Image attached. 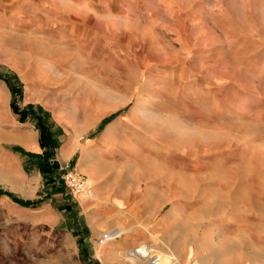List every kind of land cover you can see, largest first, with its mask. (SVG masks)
Segmentation results:
<instances>
[{"label": "rangeland", "instance_id": "374dc122", "mask_svg": "<svg viewBox=\"0 0 264 264\" xmlns=\"http://www.w3.org/2000/svg\"><path fill=\"white\" fill-rule=\"evenodd\" d=\"M68 1L79 4L82 0ZM96 3L82 12L78 8L67 11L85 13L89 20L90 15H96L99 21L85 27L88 34L92 27L96 30L87 54L70 41L67 47L73 51L65 57L49 56L45 40H28L25 33L34 23L29 21L32 13L27 12L31 6L12 15L11 4L0 6V81L11 90L12 113L20 123L35 125L39 135L40 123L45 122L54 142L49 157L40 135L43 157L30 154L25 162L28 171V165L36 166L44 177V188L33 185L36 188L31 196L37 198L27 199L24 188L0 185V264L97 261L80 239L86 236L83 231L89 217L82 205L73 204L60 220L46 221L31 218L28 211L19 213L12 203H3L7 197L20 207L41 205L56 192L52 181L59 172L76 168L59 165L56 150L66 134L53 125L52 115L57 110L53 109L59 103L56 100L48 105L47 94L52 99H69L67 107L72 109L68 117L76 131H84L95 121L92 112L99 110L114 117L119 111L128 116V123L121 127L123 136L138 139L132 146L136 151V145L152 141L156 155L170 157L166 161L158 157L161 165L170 164L173 169L188 166L190 188L186 193L151 195L148 199L152 204H145L143 211L127 210L126 218L121 216L124 227L134 232L127 236L136 235L140 244H152V249L162 254V264H178V259L181 264H249L250 257L264 264V0ZM107 14L115 20L108 23L104 20ZM48 65L56 72H46ZM18 68L30 73L28 82ZM38 82L62 87L55 93L48 88L37 93L32 84ZM29 83L32 88L26 90ZM39 94L46 100L25 102L39 99ZM23 111L35 113L39 119L30 115L23 121ZM85 113L90 114L89 119ZM48 164L54 175L45 172ZM231 213L246 234H257L251 237L257 251L249 252V246H242L237 261L233 240L216 231L221 226L225 231L232 229ZM221 218H225L224 223ZM106 232L92 250L96 249L101 261L105 247L98 244ZM147 232L154 242L147 241ZM245 240L249 244L248 238ZM130 248L123 249L124 256L113 264H126Z\"/></svg>", "mask_w": 264, "mask_h": 264}, {"label": "crops", "instance_id": "0c3cea01", "mask_svg": "<svg viewBox=\"0 0 264 264\" xmlns=\"http://www.w3.org/2000/svg\"><path fill=\"white\" fill-rule=\"evenodd\" d=\"M96 2L97 0H82L79 4H74L68 0L62 3H58L57 0H43V2L42 0H0V6L2 4H11L9 6L11 15L31 6L32 9L27 12L32 13L29 21H34V23L28 25V32L27 34L25 33L27 37L29 35L28 40L33 43L45 40L44 42L49 46V52H47L49 56L65 57L71 55V51H73L72 47H67V43L70 41L76 44L78 49H84L83 53L87 54L86 49L91 46L89 39L96 37V30L92 27L91 32L88 34L85 27H87L89 22L93 23L95 21L97 23L99 21L96 15H90L89 20L87 19L88 16L84 15L85 13L73 15L67 11H73L78 8L82 12L87 9L89 4H97ZM107 15L104 20L108 23L115 20L114 15ZM70 20L72 23L68 25ZM112 27L114 28V24H112ZM45 68L48 73L56 72L52 65H48ZM19 71L24 81L30 79L28 71L23 69H19ZM32 85H34L33 90H36L37 93L47 90V88L54 90L53 93H55L57 89L62 87L61 84L49 86L41 82ZM30 87L31 85L27 86L26 90H29ZM10 94L9 85L0 81V185L2 187L24 188L26 189L24 193L29 195L27 199L33 201V199L37 198L31 196V194L35 193L36 188L33 185L44 188V177L36 166L28 165V171L25 168V162L27 159L30 160V154L43 157L44 152L41 148L40 135L35 125L31 122L20 123L16 116L13 115ZM41 95L39 94L38 98ZM46 99L48 105L55 103L52 101H58L59 104L53 109L57 110L52 115V122L55 128H62L64 134H66V139L62 141L61 146L56 150L59 165H61L60 167L75 165L78 171L84 174L90 183L93 184V195L90 198L73 195L66 186L57 187L52 182L56 192L41 205L27 203L25 206L20 207L21 205L13 200L11 201L10 198L7 199V197L3 198V203H12L14 207L18 208L19 213L28 211L27 214L31 218L48 219L46 221H51V219L60 220L62 213L64 214L67 209L71 210L73 204L82 205L86 212L85 214H88L89 217L87 216L88 221L84 226L85 231L82 230L86 236H81L80 239L83 241L84 246L91 248V257L93 258L94 256L92 255L95 253L94 258L97 261H101L97 257L96 249L94 248L93 252L92 250L94 242L96 243L101 239L102 232L123 229L125 225L121 220V216L125 217L127 210L131 213L143 211L145 204H152L148 199L151 195L161 193H172L175 195L178 191L186 193L190 188L188 179L189 168L186 164L175 169L170 164L161 165L160 161L156 160L158 157L162 158V161H166L170 157L167 155H156L154 149L151 148L152 141L144 142L141 146L136 145V151L132 146L137 144L136 141L138 139L133 140L131 136L130 140H128L127 136H123L121 127L128 123V116H121L117 113L119 111L114 112V117L99 110L95 113L92 112V117L95 121L84 131L78 132L74 128V122L68 117V112L72 109L67 107L68 105L70 107L69 99L62 96H55L52 99L49 94H47ZM46 99L35 98V100H25V102L37 104L39 101H45ZM84 103L87 105L88 101L86 100ZM62 104L64 106L60 108ZM90 110L93 111L92 108ZM85 115L88 119L90 118V114L85 113ZM104 120L106 121L103 123ZM101 126L102 129L99 130ZM157 162L160 163L158 167L155 165ZM142 171L144 172L143 174H141ZM25 186H29V188ZM153 208L160 209L156 208V206ZM146 209L150 210L149 207ZM231 214L232 218L228 222L232 229L225 231V227L221 226L216 231L219 236L227 240H233L231 247L234 250L235 261H237L241 258L242 246H249V252H252V249L253 252L257 251V248L252 247H256V245L251 241V237H255L257 234L256 231L254 233L250 231L246 234L245 230L240 228V221L237 216L233 213ZM247 214L250 215V213ZM134 217L136 216L134 215ZM137 218L136 220L138 221ZM220 220L224 223L225 218ZM248 225V228L251 229V225ZM146 236L148 237L147 241H155V238L152 239L151 233L147 232ZM246 238H248L249 244L243 242ZM140 239L136 235L130 236L127 247L130 246V249L136 247L140 244ZM121 240L122 237L117 241ZM119 243L110 244V246L102 250L103 261L101 262L103 264L117 263L124 256L125 252L123 249L127 247ZM245 252H247V249ZM238 264H240V261H238ZM249 264H257V261L250 257Z\"/></svg>", "mask_w": 264, "mask_h": 264}, {"label": "built area", "instance_id": "2783aa9c", "mask_svg": "<svg viewBox=\"0 0 264 264\" xmlns=\"http://www.w3.org/2000/svg\"><path fill=\"white\" fill-rule=\"evenodd\" d=\"M53 184L66 186L73 195L83 198H90L93 195L94 187L89 179L78 171L77 168L63 169L58 176L54 178ZM126 264H162V254L153 250L148 244H138L136 247L128 250Z\"/></svg>", "mask_w": 264, "mask_h": 264}, {"label": "bare ground", "instance_id": "6f19581e", "mask_svg": "<svg viewBox=\"0 0 264 264\" xmlns=\"http://www.w3.org/2000/svg\"><path fill=\"white\" fill-rule=\"evenodd\" d=\"M125 220V219H124ZM124 222V221H123ZM127 227V226H126ZM134 234V232L132 231V229L129 227L127 228H123V229H118V230H115V231H110V232H106L104 233V237L103 239L99 242V246H103V247H108L110 246V244H118V242H116L115 240H117L118 238H121L122 237V240L119 244H122L124 245V247H127V243H128V238L131 236V235H128L127 234ZM142 235V233L140 234ZM147 235V234H146ZM124 236H127V237H124ZM143 236V235H142ZM143 239V238H142ZM145 241V240H144ZM144 244H148L151 248H154V246L152 244H149V243H144ZM115 246V245H114ZM101 248V247H100ZM117 249V248H116ZM120 250V248H119ZM122 251V250H121ZM123 252V251H122ZM121 252V253H122ZM118 253V252H117ZM100 254V253H99ZM101 257V254L99 255ZM112 256V255H111ZM125 260H129L128 256H126ZM178 264H181L180 260L178 259Z\"/></svg>", "mask_w": 264, "mask_h": 264}, {"label": "trees", "instance_id": "16d2710c", "mask_svg": "<svg viewBox=\"0 0 264 264\" xmlns=\"http://www.w3.org/2000/svg\"><path fill=\"white\" fill-rule=\"evenodd\" d=\"M14 110L16 111V113H18V109H17L16 106H14ZM30 115H32V116H34V117L39 119V117H37V115L35 113H31V112H27V111H25V112L23 111L21 113V119H23V121H25L26 118L30 117ZM44 125H45V122L42 121L40 123V127H41V131H40L41 145H42V147L48 148L47 152H49L48 154H49V157H50V155L53 154V152L51 151V148H54V142H53L52 135L50 134L49 130ZM44 170L47 173L52 172L53 175L55 174V171L52 168H50L49 164L44 167Z\"/></svg>", "mask_w": 264, "mask_h": 264}, {"label": "water", "instance_id": "95a60500", "mask_svg": "<svg viewBox=\"0 0 264 264\" xmlns=\"http://www.w3.org/2000/svg\"><path fill=\"white\" fill-rule=\"evenodd\" d=\"M94 264H101L99 261H95Z\"/></svg>", "mask_w": 264, "mask_h": 264}]
</instances>
